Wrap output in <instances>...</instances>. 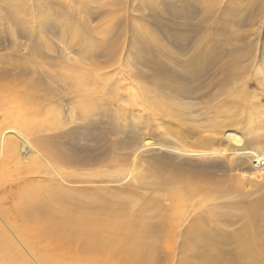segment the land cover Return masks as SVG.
<instances>
[{
	"label": "rangeland",
	"instance_id": "374dc122",
	"mask_svg": "<svg viewBox=\"0 0 264 264\" xmlns=\"http://www.w3.org/2000/svg\"><path fill=\"white\" fill-rule=\"evenodd\" d=\"M0 8V208L17 211L22 194L54 179L77 201L90 194L96 208H127L135 226H157L160 207H177L163 195L186 187L159 264L194 263L184 245L196 222L230 239L258 207L264 230V0ZM81 73L89 89L78 87ZM159 101L164 111L154 110ZM176 176L191 183L175 186ZM6 216L0 210V264H39L21 222ZM78 247L63 262L85 263ZM95 255L111 264V254Z\"/></svg>",
	"mask_w": 264,
	"mask_h": 264
},
{
	"label": "bare ground",
	"instance_id": "6f19581e",
	"mask_svg": "<svg viewBox=\"0 0 264 264\" xmlns=\"http://www.w3.org/2000/svg\"><path fill=\"white\" fill-rule=\"evenodd\" d=\"M111 1L112 0H110V2ZM214 1L215 0H213V2ZM4 4L5 0H0V7ZM109 26L110 25H107V28ZM81 75V83H79L78 87L85 88L87 78H84V73H81ZM85 89H89V87L87 86ZM169 104L170 103H167L168 113L173 114V107L170 108L168 106ZM153 108L155 111L158 109L160 112L165 110L164 105L160 101L154 102ZM46 147L48 148V146ZM47 151L49 154V150ZM57 158L55 160H57ZM178 170L180 171V169ZM176 177H178L179 181L176 180L174 181L175 183L173 182L175 186L179 183L180 185L183 184L182 186L191 183L185 177ZM244 177L245 176L242 178ZM229 179H231V177ZM238 180L241 181L240 179ZM245 183L246 182L243 184ZM54 184H56V182L54 179H51V182L44 186L43 189L36 188L27 190L22 194L23 198L18 203L19 206L17 211L0 208L4 215L11 216L13 219H18L19 222H21H18L19 225H16L18 224L16 223L15 228L21 233V236L25 239L28 245L35 249L38 254L37 259L40 261L39 264H67V262H63L65 259L64 257L75 253V251H68L69 248L73 247L72 249H78V245H82L85 248L88 256L85 253L83 255L89 257L85 263L81 264H101L100 259H97V256L95 255L97 252L100 254H111L109 257L111 264L114 260H120L116 261L114 264H159L156 256L159 244L163 243V241L167 243L166 240L171 238V231L169 229L170 223L167 222L173 220L178 208H181L183 203L185 204V202H182L185 199V196H183L182 193L186 192L183 190L186 187L183 188L180 186L183 188H180L181 191H179L180 189L177 190L176 187L173 189L171 188L163 196L170 201H168V205L172 203V205H176L177 207L168 206L166 208L160 207L158 209V211L164 209L162 214L164 222H161V224L157 226L149 224L141 225V223L140 225L135 226L133 222H136V219L130 217L131 213L127 208L125 209L121 207V210L117 215L116 212H118L117 210H119V208H96L92 204L94 201L90 194L86 195L81 192H78L77 194L80 198V200L77 201L76 199L78 198L74 197V192H71L68 188L65 189L59 186H52ZM193 186L195 187V185ZM188 189L187 186L186 190ZM83 195L86 200L87 198H90L92 201L87 200L88 202L86 204V200L81 198ZM98 195H100V192ZM45 204H47L48 208L43 207ZM256 208L248 210L247 214H245L246 217H244L246 218L247 223L245 222L244 226L236 231L231 237L228 236L230 239H225L226 236L220 237L210 234L208 235L210 230L205 232L201 226L202 223L198 224L196 222L194 224L195 227L193 226L192 234L190 233L187 235L185 238V245L183 244L186 253L195 258L193 264H264V230H261V226L259 227L257 224V219L260 217L259 214H261L262 211L258 212L259 209L257 210ZM213 210H208V216L211 219L216 218V213H214L215 210ZM141 211L143 210L141 209ZM181 212H178L179 215ZM143 214H145V212H141L140 217L144 216ZM117 218L119 219V222L116 221ZM130 218L132 223H130ZM104 231H115L116 233L113 235H106L105 233H102ZM101 234H103L104 238H98ZM231 244H233L234 249L227 248L233 247ZM79 254L82 255L81 252ZM70 260H72L71 257ZM30 264L32 263L30 262ZM186 264H188L187 261Z\"/></svg>",
	"mask_w": 264,
	"mask_h": 264
}]
</instances>
